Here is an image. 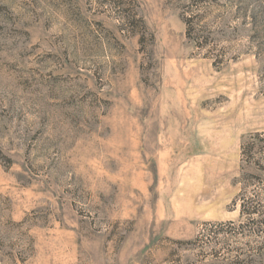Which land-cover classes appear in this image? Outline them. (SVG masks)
<instances>
[{"label":"rangeland","instance_id":"1","mask_svg":"<svg viewBox=\"0 0 264 264\" xmlns=\"http://www.w3.org/2000/svg\"><path fill=\"white\" fill-rule=\"evenodd\" d=\"M0 264H264V0H0Z\"/></svg>","mask_w":264,"mask_h":264}]
</instances>
